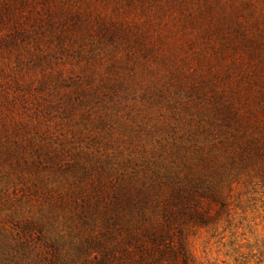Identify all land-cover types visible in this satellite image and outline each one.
<instances>
[{"label": "rangeland", "instance_id": "rangeland-1", "mask_svg": "<svg viewBox=\"0 0 264 264\" xmlns=\"http://www.w3.org/2000/svg\"><path fill=\"white\" fill-rule=\"evenodd\" d=\"M256 41L264 0H0V264H41L43 241L93 264L86 238L102 221L79 216L84 201L221 151L231 132L216 107L260 135ZM220 186L225 210L188 234L196 264H264V163ZM26 219L45 236L32 229L17 252Z\"/></svg>", "mask_w": 264, "mask_h": 264}, {"label": "trees", "instance_id": "trees-1", "mask_svg": "<svg viewBox=\"0 0 264 264\" xmlns=\"http://www.w3.org/2000/svg\"><path fill=\"white\" fill-rule=\"evenodd\" d=\"M260 44L256 41L253 51L264 63V43ZM261 80L259 76L255 83ZM218 113L231 132L219 141L221 151L215 149L217 145L206 153L199 147L197 159H188L187 164L173 160L175 168L167 160V164L157 166L159 161L143 171L140 187L130 181H115L101 196L84 201L79 216L91 221L95 216L102 221L98 231L86 238L98 252L93 264H196L188 248V234L193 228L216 222L225 210L220 186L225 176L234 169L241 172L264 163V131L251 136L243 125L231 124L228 108L216 107L214 115ZM135 213L140 214V228L134 223ZM23 222L30 232L14 236L17 252L33 246L32 229L45 227L38 220ZM43 245L48 250L41 264H69L59 257L55 241H43Z\"/></svg>", "mask_w": 264, "mask_h": 264}]
</instances>
